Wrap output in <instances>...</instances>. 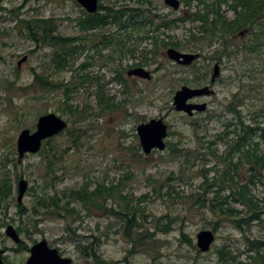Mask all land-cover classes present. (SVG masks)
<instances>
[{"label":"rangeland","instance_id":"1","mask_svg":"<svg viewBox=\"0 0 264 264\" xmlns=\"http://www.w3.org/2000/svg\"><path fill=\"white\" fill-rule=\"evenodd\" d=\"M99 2L111 4L113 0ZM127 3L134 5L136 0ZM231 3L233 0L220 5L228 19L234 17ZM142 5L149 19L155 22L210 9L198 0H188V5L181 2L177 10L167 7L163 0H142ZM83 12L86 11L75 0H0V182L7 179L12 184L9 197L0 200V249L5 252V264H25L29 256L25 248L1 234L7 222L25 228L26 231L20 232L26 246L32 240L25 232L32 234V227L33 240L45 238L62 255L71 257L72 264L95 263L91 259L87 262L77 248L79 242L94 238L107 264H237L219 261L215 248L222 244L238 254V261L259 263L257 257L254 261L243 253L248 246L244 236L264 239V221L254 220L243 226L241 232L222 219L217 229L212 230L219 216L207 209L213 193L209 191L203 197L198 168L205 171L214 163L209 147L219 153L224 150L217 136L224 130L225 122L237 118L246 123L254 122L253 119L262 120L260 125L264 123V29L257 41L252 40L251 32L240 33V30L225 34L210 47H207L209 37L203 40L201 33H197L200 24L197 21L176 20L170 28L160 27L159 31L148 33L157 35L164 43L177 42L174 48L179 51L200 54L185 66L165 55L166 48L172 46H160L153 55V38L141 41L139 32L130 33L125 46L115 39L102 45V37L92 40L90 36V46L79 55L68 57L64 68L53 71L55 53L26 37L16 17L53 16L60 34L78 37L85 35L76 23ZM112 30L106 26L98 31L105 33L108 41ZM192 33L197 41L191 38ZM249 46L257 50L251 51ZM144 50L148 52L145 54ZM24 55L26 60L17 66ZM89 56L96 62L83 68ZM215 60L220 61V75L209 87L214 92L198 98L206 102L205 110L191 116L176 111L172 106L174 92L182 85L209 82ZM137 63L142 65L132 66ZM137 66L149 70L151 77L143 79L126 74ZM34 72L47 75L55 87L33 83ZM99 89L112 106L98 103ZM48 112L64 119L67 127L47 143L43 141V152L39 149L41 152L27 153L18 160V133L23 128L34 130L38 116ZM158 117L167 125L165 142L170 141L171 146L143 154L136 126ZM259 148L264 152L262 139ZM214 173L209 170V178ZM20 178L26 180L27 188L18 204ZM85 183L90 189L98 183L116 186L113 199L107 198V207L113 205L125 213L136 214L134 220L139 225L133 230L140 234L132 233L133 241L120 217L105 212L102 198L97 199L101 207L92 204L84 207L78 201L70 202L71 211L62 207L67 200L63 191L67 194L69 189ZM253 187L252 192L261 197L262 184ZM55 194L57 199H62L57 200L59 207L48 209L37 204L39 195ZM233 205L242 208L239 203ZM163 228L167 231L163 232ZM202 229H211L215 234L206 252L196 246V234Z\"/></svg>","mask_w":264,"mask_h":264},{"label":"trees","instance_id":"2","mask_svg":"<svg viewBox=\"0 0 264 264\" xmlns=\"http://www.w3.org/2000/svg\"><path fill=\"white\" fill-rule=\"evenodd\" d=\"M181 2L188 5V0H180ZM200 3L205 5L206 8H210L209 11L200 13L199 10L192 12L187 17L159 19L156 22L151 21L145 12V7L142 5V0H136L134 5H129L127 0H113L111 4H102L99 2L98 11L92 14L83 12L82 16L77 19V25L80 30L84 32L83 35H79L80 45L71 46L72 38L70 36H62L55 47V56L58 62V66L64 68L68 63V57L73 58L79 55L82 50L90 46L93 38L102 37L104 40L101 41L102 45H106L115 39L123 46L126 45V39L131 37L130 33H138L141 41L153 38L152 45L154 49L151 51L153 55L156 53V49L160 46H172L177 47V42H162L158 39V36H149V32L159 31L160 27L170 28L174 26L176 20L179 22H185L186 20L200 22L197 33H201L203 40L209 37L207 42L210 47L214 41L219 40L225 34H234L236 31H249L254 35L252 40H259V36L263 33L264 29V0H233V3L229 4L230 8L234 12V17L228 19L224 16V12L221 11V2H228V0H213L210 3L205 0H198ZM213 16L210 17L209 14ZM18 18L22 29L26 32V37L31 40L39 39L40 32L44 28L48 32L49 25L44 20L39 18L35 19H21ZM155 22V23H153ZM172 24V25H171ZM110 26L113 30L110 32L109 39L107 41L106 34L100 33L98 30ZM149 26L148 29H145ZM141 31L143 32L140 35ZM209 35V36H205ZM92 40H88L89 37ZM196 34L192 33L191 38L197 41ZM117 42V43H118ZM249 50L254 51L257 48L249 46ZM145 54L148 50H144ZM92 57V56H91ZM147 59V58H146ZM88 62L82 67H86ZM142 65V64H133ZM119 78V75L116 76ZM202 79V77H201ZM197 82L198 80L195 79ZM33 83L41 86L51 88L55 87L54 84L47 78L42 77L40 74L34 72ZM103 93L97 92V101L100 104H109L104 99ZM112 106V104H109ZM229 108L235 110V107ZM234 118L223 124L224 130L218 133L217 139L224 145V150L219 153L215 149L209 147V154L215 159L211 167L206 168L205 171H200L199 177H201V185L203 187L202 195L204 193L212 191L213 195L207 204V209L218 215V221L212 230H216L219 226V222L222 219L229 221L234 227L240 229L243 232V226H248L254 220H263L264 217V182L261 177H264V152L259 148V141L264 140V123L260 125L261 121L253 119L254 122L246 123L245 120ZM236 120V121H234ZM49 139H46L47 143ZM259 140V141H258ZM215 143L214 141L210 142ZM217 143V142H216ZM166 146L170 147L171 142L166 141ZM43 147V146H42ZM41 147V149H42ZM172 149V148H171ZM172 151H176L173 150ZM177 151H179L177 149ZM38 152H41L40 150ZM43 152V149H42ZM184 154H187L184 151ZM200 154V153H199ZM197 155V154H196ZM47 157V156H46ZM50 157H54L51 155ZM234 158L235 161H234ZM243 168L244 171H240ZM215 171L214 175L209 178L208 171ZM262 184L263 192L262 196L259 197L252 192L253 186L258 183ZM87 183L81 185L78 188H71L69 191L64 192L63 196L67 197V200L63 204V208L66 211H71L68 205L72 201L80 202L84 207L88 205H94V207H101L98 198H102L103 208L105 212L120 217L124 222L123 228L126 230L127 236L131 241L133 234H140L135 229L139 224L134 220L136 214L128 212L125 213L123 210L115 209L113 205L107 207V198L113 199L112 192L114 187H105L102 184H97L94 188H88ZM104 191H106L104 194ZM12 192V184L6 179L0 182V200H3ZM55 195H39L37 198V204L44 208H53L58 206L57 200L60 202L62 199H57ZM122 199V196H120ZM233 203H239L242 205L241 209L234 207ZM59 207V206H58ZM48 208V209H50ZM73 211V209H72ZM244 215L240 216V214ZM130 227L132 232H130ZM166 232L167 229H162ZM248 242V246L243 253L247 254L249 259L256 260V257L260 260L257 264H264V239L249 238L244 236ZM98 240L92 239L86 243L79 242L77 248L80 253L84 255L88 262L89 259L94 260V264H107L106 260L103 259L98 252ZM215 252L218 255L219 261L224 263H237V264H250L242 263L237 260L238 254H233L230 247L227 244H222L215 248ZM251 252V253H250ZM91 264V263H90Z\"/></svg>","mask_w":264,"mask_h":264},{"label":"water","instance_id":"3","mask_svg":"<svg viewBox=\"0 0 264 264\" xmlns=\"http://www.w3.org/2000/svg\"><path fill=\"white\" fill-rule=\"evenodd\" d=\"M87 13H94L98 9V0H75ZM163 3L173 10L180 7V0H163ZM240 33H243L242 31ZM168 59L173 60L179 65H189L199 53H189L177 50L174 47H168L165 50ZM26 60L24 55L17 61V66ZM128 76H136L143 79H149L151 73L143 67H133L127 70ZM219 75V65L214 64L211 77L212 81ZM208 85L200 87H192L182 85L177 89L172 97V105L176 111L183 112L191 116L194 111H203L206 108V102H192L194 97L209 95ZM67 127V122L53 112H48L38 116L34 130L23 128L16 138V150L18 160L27 153H37L45 139H48ZM136 134L138 136L139 145L143 154H150L153 150H164L166 147L165 139L167 138V125L161 117L151 118L146 122H141L136 126ZM27 182L24 178H20L17 182L18 204L22 202V197L26 191ZM6 233L13 241L18 242L19 237L12 225L6 229ZM215 240V234L211 229H202L196 234V246L199 251L206 252ZM2 253L0 249V264H3ZM25 264H72V258L64 256L57 247L49 245L45 238L35 242L29 249V256L25 260Z\"/></svg>","mask_w":264,"mask_h":264},{"label":"flooded vegetation","instance_id":"4","mask_svg":"<svg viewBox=\"0 0 264 264\" xmlns=\"http://www.w3.org/2000/svg\"><path fill=\"white\" fill-rule=\"evenodd\" d=\"M35 19H37V18H39L40 20H44V21H46V23H48V25H49V28H48V32H46L45 31V29L43 28L42 30H41V34H40V36H39V39H34V40H31L35 45H37V46H43V47H45V46H47V47H49V48H51V50H52V52L53 53H55L54 51H55V47H56V45H57V43L59 42V40L61 39V37L63 36L62 34H60L59 32H58V25H57V23H56V18L55 17H53V16H50V17H34ZM29 19V18H28ZM76 23H77V20H76ZM0 34H1V31H0ZM72 38V40H71V46H74V45H77L78 44V37L77 36H72L71 37ZM99 52H100V50H99ZM92 56H94V55H92ZM89 58L90 59H88L89 60V62H88V65L86 66V67H83V68H87V67H90V66H92V65H94L95 64V62H96V60H93V59H91L92 57L91 56H89ZM199 58V57H198ZM197 58V59H198ZM196 60V59H195ZM194 60V61H195ZM54 61H55V63H54V69H53V71L54 70H60L61 69V67H59L58 66V62H57V59H56V56L54 57ZM86 63H87V61H85ZM84 62V63H85ZM85 63V64H86ZM215 63H217L218 65H219V75H220V61H218V60H215V62L213 63V65H212V68H211V70L213 69V66H214V64ZM85 64H83V65H85ZM192 64V63H191ZM212 73V72H211ZM210 73V74H211ZM218 75V76H219ZM42 77H44V78H47V79H51V78H49V77H47V75H41ZM203 76L205 77V75L203 74ZM218 76L215 78V80L214 81H212L210 78H209V82H206V83H204V84H199V85H194V86H192V87H200V86H204V85H208L209 87H211L213 84H214V82L216 81V79L218 78ZM210 77H211V75H210ZM98 79V78H97ZM52 80V79H51ZM76 86V85H75ZM210 90H212L211 92H210V94H212L213 92H214V90L212 89V88H210ZM98 92H100V91H102L101 89H99V90H97ZM103 92V91H102ZM205 96H207V95H205ZM199 97H201V96H198V97H194L193 99H191L190 101H192V102H200L199 100H198V98ZM204 102V101H203ZM195 112H198V111H195ZM10 225V223L9 222H7V223H5V225H4V228H3V231L1 232V234L3 235V236H5V238L6 239H10L11 237H9L8 235H7V233H6V229H7V227ZM13 225V224H12ZM13 228H14V230H15V232H16V234L18 235V237H19V241L18 242H16V246L18 245V246H22L23 248H25V250H27L28 251V253H29V249H30V247L35 243V242H37V241H39V240H41V239H34L33 240V228L31 227L30 228V230L32 231V234H28L27 232H25L26 233V236L28 237V238H30L32 241H31V244L30 245H28V246H26L24 243H23V240L21 239V232H20V230H25V228H21L20 226H18V224H14L13 226H12ZM26 231V230H25ZM12 239V238H11ZM13 240V239H12ZM15 242V241H14ZM5 250H6V248H4ZM7 249H8V247H7ZM4 254H5V252L2 254V260H3V264H5V259H4Z\"/></svg>","mask_w":264,"mask_h":264}]
</instances>
